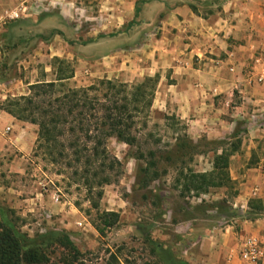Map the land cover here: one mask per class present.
Here are the masks:
<instances>
[{"label": "rangeland", "instance_id": "374dc122", "mask_svg": "<svg viewBox=\"0 0 264 264\" xmlns=\"http://www.w3.org/2000/svg\"><path fill=\"white\" fill-rule=\"evenodd\" d=\"M139 1L0 0V93L9 95L5 100H1V96L0 108L6 111L11 101L30 94V85L38 81H55L54 97L68 89L97 86L107 79L128 88L147 77H158L159 81L160 73L131 83L115 77L109 79L110 55L121 47L135 50L143 43L146 49L132 52L147 53L156 49L158 53L160 49H175L188 38L172 22L164 24L162 17L168 15L169 10L187 4L205 15L221 12L227 2ZM137 7L141 8L136 18L138 23L130 30L114 37L100 36L125 31L135 18ZM165 25L174 30L164 32ZM260 52L258 50L256 56L262 58ZM175 56L173 52L167 57L159 55L156 60L167 64L174 61ZM78 67L80 74L76 80L71 77L56 81L58 71L66 69L69 73L73 69L75 76ZM256 68L257 64L249 71V77L256 79L264 74V67L259 72ZM136 135L133 147L117 138L109 140L108 148L123 163V172L111 184L95 186L92 190L76 174L77 165L68 164L72 155L54 162L38 147V142L26 158H22L24 152L16 148L9 151L1 148L0 153L8 152L0 156V244L11 225L20 237L24 236L21 242L28 243L23 245V251L34 248L42 256L36 264H158L151 252L152 241L173 247L189 261V246L196 237H183V222L192 220L197 236L202 237L206 230L215 231L228 224L240 233L235 219L254 220L257 213L263 211L257 209L261 205L257 199H252L253 211L236 212L235 209L240 208L232 205L233 182L225 187L227 192L211 188L208 192L181 195L184 181L192 173L203 172L208 167V158L202 155L215 150L212 143L192 144L184 122L165 117L153 111L152 106L149 113L138 120ZM61 140L67 143L66 136ZM138 149L149 160L157 162L148 176L142 170L146 167L145 160L134 157ZM151 150L156 152L154 157L149 154ZM17 156L18 160L13 161ZM3 158H10L9 166ZM147 177L151 182L143 187L142 182ZM57 195H60L58 201ZM105 211L119 214V221L111 228L105 227V220L101 218ZM97 227L105 230L101 233ZM66 236L79 254L67 246ZM239 251L240 246L236 245L238 256ZM111 254L116 255L118 261L112 260Z\"/></svg>", "mask_w": 264, "mask_h": 264}, {"label": "crops", "instance_id": "0c3cea01", "mask_svg": "<svg viewBox=\"0 0 264 264\" xmlns=\"http://www.w3.org/2000/svg\"><path fill=\"white\" fill-rule=\"evenodd\" d=\"M162 21L178 26L188 40L183 45L179 43L176 50L160 49L158 53L156 49L133 53L134 48L121 47L112 52L107 62L108 78L131 83L160 73L153 111L184 122L193 144L215 145L214 151L202 155L209 163L203 172L213 171L216 152L220 154L224 146L240 141L238 150L230 156L228 169L235 185L231 204L240 208L236 212L246 213L253 211L250 202L257 199L263 211L254 220L235 219L240 233L228 224L215 231L206 230L204 237L197 236L190 219L183 222L182 233L183 237H196L189 246L191 264H246L235 252L236 245L240 246L245 236L258 237L264 252V81L249 77V71L256 64V72L264 67V0H227L221 12L205 15L186 4L169 10ZM163 30L174 29L165 25ZM146 47L143 43L135 50ZM258 50L262 51V58L256 56ZM173 52L176 56L170 63L156 60L159 55L167 57ZM78 74L79 67L72 80ZM1 96L5 100L9 95L0 93ZM38 130L36 124L19 120L0 108V150L16 148L24 152L22 158L29 157L37 142ZM3 159L9 166L10 158ZM17 160L18 156L13 161ZM217 189L228 190L212 188ZM260 264H264V258Z\"/></svg>", "mask_w": 264, "mask_h": 264}, {"label": "trees", "instance_id": "16d2710c", "mask_svg": "<svg viewBox=\"0 0 264 264\" xmlns=\"http://www.w3.org/2000/svg\"><path fill=\"white\" fill-rule=\"evenodd\" d=\"M139 2L146 3L148 0ZM140 12L141 8L137 7L135 18L128 23L125 31L100 36L114 37L130 30L138 23L136 18ZM73 76V69L69 73L62 69L58 71L56 81L62 82ZM157 83L158 77H147L128 88L125 84L107 79L97 86L68 89L54 97L56 82L38 81L30 85V94L11 101L6 111L19 120L38 126V147L44 149L45 155L52 161L58 162L60 158L72 155L73 158L68 164L72 165L74 162L77 165L76 174L84 179L85 185L92 190L95 186L111 184L115 177L122 174L123 163L117 156L112 155L108 142L111 138H117L119 142L131 147L136 144L138 120L151 110ZM64 136L67 137V143L61 140ZM239 144V140L233 141L229 148L223 147L222 153H215L213 171L192 173L188 178L186 176L181 195L192 191L208 192L211 188L226 187L228 183H232L228 172L230 156L238 150ZM149 154L154 157L156 152L151 150ZM134 157L145 160L146 167L142 170L147 176L157 165L156 160H149L139 149ZM153 174L155 175V172ZM150 182L147 177L142 186L148 187ZM259 208L263 207L258 205L257 209ZM101 218L105 220V227L111 228L119 221V214L105 211ZM9 227L8 232L1 237L0 264L40 262L42 256L38 254V250L30 248L23 251V245H28L21 242V237L24 236L20 237L11 225ZM97 228L101 233L105 230ZM65 239L72 252L79 254L69 237L66 236ZM151 244L152 255L157 258L158 264H191L177 254L173 247L155 241ZM111 259L118 261L114 254H111Z\"/></svg>", "mask_w": 264, "mask_h": 264}, {"label": "built area", "instance_id": "2783aa9c", "mask_svg": "<svg viewBox=\"0 0 264 264\" xmlns=\"http://www.w3.org/2000/svg\"><path fill=\"white\" fill-rule=\"evenodd\" d=\"M10 18H14L11 16ZM231 71H234V68H231ZM256 80L258 82H263L264 80V74L258 75L256 77ZM9 128L7 129V131ZM60 199V195L56 196V200L58 201ZM240 258L246 263V264H260L261 261L264 258V252L262 248V243L260 239L256 236H245L240 244Z\"/></svg>", "mask_w": 264, "mask_h": 264}]
</instances>
